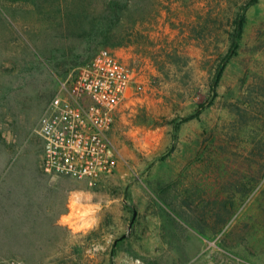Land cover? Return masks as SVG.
Wrapping results in <instances>:
<instances>
[{
	"label": "rangeland",
	"instance_id": "rangeland-1",
	"mask_svg": "<svg viewBox=\"0 0 264 264\" xmlns=\"http://www.w3.org/2000/svg\"><path fill=\"white\" fill-rule=\"evenodd\" d=\"M102 49L134 70L117 167L42 187L40 121ZM1 202L0 260L264 264V0H0Z\"/></svg>",
	"mask_w": 264,
	"mask_h": 264
},
{
	"label": "built area",
	"instance_id": "built-area-1",
	"mask_svg": "<svg viewBox=\"0 0 264 264\" xmlns=\"http://www.w3.org/2000/svg\"><path fill=\"white\" fill-rule=\"evenodd\" d=\"M133 81L134 70L115 52L102 49L69 85L63 84L40 121L46 173L85 179L90 185L113 174V113Z\"/></svg>",
	"mask_w": 264,
	"mask_h": 264
},
{
	"label": "trees",
	"instance_id": "trees-1",
	"mask_svg": "<svg viewBox=\"0 0 264 264\" xmlns=\"http://www.w3.org/2000/svg\"><path fill=\"white\" fill-rule=\"evenodd\" d=\"M113 4H115V5L114 6L111 5V7H110L111 12H115V11L119 10L120 7H119L118 3H113ZM123 8L127 9V7H123ZM109 24H110V28H111L113 22L109 23ZM96 27H98V26L97 25L95 26L94 24H91V28H92L91 30H99V29H95ZM243 29H244V19L242 18L241 20L236 22V25L234 27V32L231 35V46H230V49L231 48H233V49H237L238 48L239 41L242 38ZM224 69L225 68L223 67L221 70H219L220 71V73L218 75L219 78L222 76Z\"/></svg>",
	"mask_w": 264,
	"mask_h": 264
},
{
	"label": "crops",
	"instance_id": "crops-1",
	"mask_svg": "<svg viewBox=\"0 0 264 264\" xmlns=\"http://www.w3.org/2000/svg\"><path fill=\"white\" fill-rule=\"evenodd\" d=\"M41 168L42 167H40V166L37 167V170H39V173L37 175H38L39 180L42 182L41 186L44 187V185H46L48 183L51 185L52 184V178L47 173H44L43 169H41ZM56 182L57 181L55 180L54 183L56 184ZM47 191H48V189H47ZM25 193H27V195H30V193H32V190L29 186L25 187ZM0 205H1V208L4 207L3 202H1ZM11 207H13V206H11ZM5 208H6V206H5ZM14 216L17 217L19 215L15 213ZM0 233H2V234H4V233H17V230H13V229L10 230V229H6V227H4V226H0Z\"/></svg>",
	"mask_w": 264,
	"mask_h": 264
}]
</instances>
